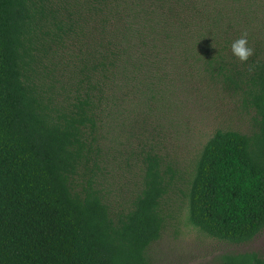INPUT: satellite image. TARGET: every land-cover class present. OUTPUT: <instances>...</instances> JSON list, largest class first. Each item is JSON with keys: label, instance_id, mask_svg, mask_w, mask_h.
I'll return each instance as SVG.
<instances>
[{"label": "trees", "instance_id": "obj_1", "mask_svg": "<svg viewBox=\"0 0 264 264\" xmlns=\"http://www.w3.org/2000/svg\"><path fill=\"white\" fill-rule=\"evenodd\" d=\"M245 35L241 61L231 44ZM187 82L253 109L250 132L207 141L188 193L192 225L250 242L264 231V0H0V264H153L167 220L161 161L148 158L119 204L101 154L112 129Z\"/></svg>", "mask_w": 264, "mask_h": 264}, {"label": "rangeland", "instance_id": "obj_2", "mask_svg": "<svg viewBox=\"0 0 264 264\" xmlns=\"http://www.w3.org/2000/svg\"><path fill=\"white\" fill-rule=\"evenodd\" d=\"M253 118V109L241 96L187 82L163 104L153 105L150 111L146 108L145 114L131 116L109 132L100 176L114 202L124 204L133 198L149 157L159 158L169 183L163 200L166 226L150 247L153 264H220L227 254L264 257V231L243 244L210 237L192 225L188 201L196 162L207 141L220 129L248 133Z\"/></svg>", "mask_w": 264, "mask_h": 264}, {"label": "clouds", "instance_id": "obj_3", "mask_svg": "<svg viewBox=\"0 0 264 264\" xmlns=\"http://www.w3.org/2000/svg\"><path fill=\"white\" fill-rule=\"evenodd\" d=\"M232 53L241 61H246L252 55V49L247 46L246 35L236 39L231 44Z\"/></svg>", "mask_w": 264, "mask_h": 264}]
</instances>
